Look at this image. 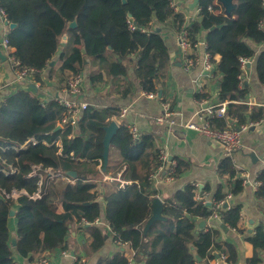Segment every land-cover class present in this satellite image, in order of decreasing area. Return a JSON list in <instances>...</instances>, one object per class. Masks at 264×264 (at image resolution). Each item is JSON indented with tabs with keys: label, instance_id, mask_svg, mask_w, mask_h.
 I'll return each mask as SVG.
<instances>
[{
	"label": "trees",
	"instance_id": "16d2710c",
	"mask_svg": "<svg viewBox=\"0 0 264 264\" xmlns=\"http://www.w3.org/2000/svg\"><path fill=\"white\" fill-rule=\"evenodd\" d=\"M236 3L230 18L223 14L216 0H199L195 18H186L174 10L172 0H125V4L122 0H0V11L8 23L15 24L6 33L11 56L19 68L35 71L34 81L43 84L41 75L48 69V80L57 83L59 89L67 87L70 78L65 73L80 75L85 63L81 50L85 49L89 64L100 70L98 79L104 75L112 91L121 97L135 91L128 73L130 67L141 91L159 92L156 79L144 72L142 64L154 57L153 49L167 52L160 31L156 32L159 27L168 25L177 35L185 31L193 50L204 33L205 52L213 65V74L220 76L217 104L226 103L225 115L210 118L209 124L215 130H225L264 118L262 107L251 108L246 115L235 113L237 103L246 96L245 89L239 87L242 59L255 57L257 79L264 83V51L257 55L248 44L264 42V0ZM74 20L77 27L67 28ZM54 58L56 68L50 65ZM206 97L203 92L195 94L197 100ZM63 112L56 99L43 102L22 90L0 101V264H18L14 251L29 262L45 258V253L65 251L70 222L87 224L91 250L101 248L105 233L94 225L102 209L95 187L103 175L116 179L119 173V180L129 184L121 188L119 181L104 183V217L113 240L135 252V262L198 264L197 259L211 261L223 254L225 264H237L236 246L219 241V229L197 228L198 221L216 214L227 230H237L241 205L233 204L231 199L228 206L224 203L228 196L242 192L245 181L231 158L223 156L217 166L226 186L219 185L210 193L208 185L199 189L194 183L187 184L164 200L162 215L166 220L154 222L144 235L143 226L151 217V202L157 196L152 175L163 166L154 135L143 133L133 139L127 127L120 124L104 163V127L110 123V110L89 106L75 128L56 130ZM31 138L38 143L22 148ZM57 141L59 146L55 145ZM172 161L174 179L189 168L186 160ZM33 166H41L40 185L38 177L29 176ZM47 169L61 174L73 171L76 178L71 179L73 183L60 178L51 180ZM134 170L139 183L131 182ZM255 181V198L264 202V169L257 173ZM13 191L25 193L13 198ZM220 202L223 204L216 207ZM11 210L16 219L14 248L10 244ZM246 240L253 247V256L246 263L264 264V224H258ZM128 261L129 257L120 250L112 257L100 258L96 264ZM73 264L86 263L76 258Z\"/></svg>",
	"mask_w": 264,
	"mask_h": 264
},
{
	"label": "crops",
	"instance_id": "0c3cea01",
	"mask_svg": "<svg viewBox=\"0 0 264 264\" xmlns=\"http://www.w3.org/2000/svg\"><path fill=\"white\" fill-rule=\"evenodd\" d=\"M191 1L172 0L176 6V11L184 14L186 18H189V16L195 18L197 10L193 13L188 11V4ZM4 20L0 14V41L8 31V26L4 24ZM159 30L167 47V52L163 53L153 49L154 57L142 61L144 72L156 79V85L159 89V92L156 93L157 98H147L144 92L138 88L131 67L128 73L134 84L135 91L126 97H121L116 91L113 92L111 83L106 80L104 75L100 80L98 79L97 75L100 70L89 64L88 52L85 49H82L84 50L82 54L85 58V63L80 73L82 84L78 98L95 109H109L110 122H114L117 126L120 124L126 127L134 126L139 131V134L154 135L156 147L165 152L168 158L171 157L172 160L179 158L189 162V168L180 177L166 182L163 179L165 169L168 168V164H166L162 170L163 173L159 174L157 179L153 181L154 188L157 191L156 197L163 203L166 198H169L187 184L194 183L198 187L208 185L210 193H212L219 185L226 186V180L220 177L217 172V166L223 158L220 144L182 126L183 123L194 120L196 113L203 109L206 104H217L218 80L220 76L210 74L203 69V59L206 54L205 34H201L199 42L194 48L199 61L198 65L191 70H186L178 52V35L168 25L159 27ZM65 40L63 39V42ZM248 44L255 50L257 55L264 51V42L261 44L249 42ZM52 62V66L56 68L58 66L56 58ZM47 72L48 69L41 75L43 84L34 81L33 78L17 80L11 69L10 62L7 59L5 61L0 60V101L3 97L12 94L16 90L28 92L43 102L55 100L58 97H67L64 93V88L59 89L57 83L47 79ZM65 75L69 76V78L72 77L68 72ZM243 80L246 96L243 103H237L235 113L242 112L246 115L251 108H264V83H259L257 79L255 57L246 64L243 71ZM32 85L34 88H32ZM199 92L206 94L205 100H197L195 98V94ZM160 98L163 101H167L174 111L172 120L175 121V124L172 126L167 123L159 124L156 122V118L163 114ZM122 109H127L128 111L121 120H117ZM114 111L117 113L112 114L111 112ZM106 121L108 120L106 119ZM233 127L235 126L233 125ZM240 137L241 147L231 157L235 169L245 181L242 192L231 198L233 204L241 205V215L237 222V230L223 232L220 229L222 224L217 218L198 221L197 228L201 230L198 225L204 222L203 228L219 229L221 234L218 240L236 246L237 264H247V259L253 256V247L246 240V237L253 232L258 224H264V202L256 199L254 195L256 175L260 170L264 169V119L260 125L242 131ZM119 174L116 179L113 178L114 181H118ZM106 177L110 176L103 175L102 180H98L95 187L99 194L98 202L102 209L101 216L94 225L101 228L105 233L104 245L95 251L91 250L87 224L82 225L70 222L68 224V248L65 251L56 250L45 253L44 257L49 264H73L76 258H80L86 264H96L100 258L112 257L120 250L124 251L129 258L131 257V251L127 250L126 246H120L116 243L113 240L112 233L107 228L102 193L104 191V183L113 181L106 180ZM139 181L136 170H134L131 182L139 183ZM207 197L210 199V194ZM58 212H62L60 204L58 205ZM9 230L11 234L16 232V219L14 217L9 222ZM63 252L66 254H63ZM13 258L18 264H34L36 262H29L27 259L19 257L15 251ZM35 259L37 260L36 256ZM134 264L138 263L134 262ZM200 264H211V261H203Z\"/></svg>",
	"mask_w": 264,
	"mask_h": 264
},
{
	"label": "built area",
	"instance_id": "2783aa9c",
	"mask_svg": "<svg viewBox=\"0 0 264 264\" xmlns=\"http://www.w3.org/2000/svg\"><path fill=\"white\" fill-rule=\"evenodd\" d=\"M172 7L174 10L176 9L175 4L172 2ZM209 10L211 9L210 7L208 8ZM1 16H3L2 12L0 11ZM131 28H133L130 25ZM178 52L180 59L182 61V64L186 70H191L195 68L199 61L198 58L193 50V48L190 45V42L187 37V33L184 31L178 35ZM0 51L6 56V59L10 62L11 64V69L13 71V74L17 80H27L33 78V75L35 71L33 69H26V68H19L18 67V62L11 56L12 48L9 46L6 35L2 38L0 41ZM241 75L239 77V87L241 89L245 88L244 85V80H243V71L245 69L246 64L249 62V59H242L241 61ZM203 69L206 70V72L213 74V65L210 62V57L206 53L203 59ZM81 84H82V78L81 75H75L70 77L67 87L64 88V93L67 95V97H58L56 99L57 103L64 108V112L62 113L61 117L57 120V126L60 128H65L67 126H71L75 128L77 126V123L79 122L82 112L89 107V105L85 102H82L79 100L78 95L80 94L81 91ZM144 95L147 98H157L156 93H144ZM161 100V98H160ZM162 102V108H163V114L160 117L156 118V122L159 124L167 123L169 125H174L175 121L172 120V116L174 114V111L171 109L170 104L167 101ZM238 103H243V101H240ZM127 109H122L120 110V113L117 117V120H121L125 114L127 113ZM226 113V103H220V104H215V105H209L206 104V107L203 109H200L196 115L194 120H189L186 123H183L182 126L185 129L195 131L204 137L217 142L220 144L222 148V154L225 157L231 158L237 150L241 147L240 143V134L242 131H245L249 129L250 127H255L258 126L262 123L263 119L255 122V123H247L243 124L239 128H227L225 130H215L211 128L209 124V119L210 118H215V117H222ZM119 123V122H118ZM120 124V123H119ZM129 133L131 134L133 139H137L139 137V131L137 128L134 126H129L127 127ZM38 142L34 139L31 138L29 139L23 146L22 148L26 147L28 144L35 145ZM42 143L45 144L44 141ZM59 141L55 143L56 146H59ZM159 159L161 160L163 166L159 168L155 174L152 175V180L155 181L157 177L159 176L160 172L164 169V165L168 164V168L165 169L163 179L166 182L172 181L174 178L172 176L173 173V166L175 162L169 161L168 156L165 152L159 151ZM100 166H98L99 168ZM41 170V166H33L32 172L29 176L32 177H38V185L41 184V174L39 173ZM2 172L6 175L8 174L7 170H2ZM10 172L13 173L14 170L10 167ZM45 172L48 174L49 178L55 179V178H60L65 182H71V177L67 176L66 174H61V173H53L50 169L45 170ZM106 180L108 181H114L113 178L106 177ZM120 187L122 188L123 186L127 185L128 182L120 181ZM257 182H254V186L256 187ZM197 186V185H196ZM198 187V186H197ZM24 191H13L11 196L13 198H17L20 194H24ZM35 198L39 197L38 193L34 194ZM197 200H200V196H196ZM231 199V196H228L226 199V203H224V206L230 203L228 200ZM223 202H220L217 204L216 207H219ZM211 218H218V215L214 214ZM97 222V220L95 221ZM107 228L109 229V226L107 224ZM110 231V229H109ZM119 244V243H118ZM120 246H124V244H119ZM63 254H66L63 252ZM131 257L129 258L128 264H134V256L135 252L131 251ZM226 256L225 255H218L215 259L211 260V264H224L225 263ZM34 264H49L48 260L46 258H41Z\"/></svg>",
	"mask_w": 264,
	"mask_h": 264
},
{
	"label": "water",
	"instance_id": "95a60500",
	"mask_svg": "<svg viewBox=\"0 0 264 264\" xmlns=\"http://www.w3.org/2000/svg\"><path fill=\"white\" fill-rule=\"evenodd\" d=\"M123 4H125V0H122ZM217 4H219L223 10V14L230 18L232 16L233 11L237 8V3L236 0H216ZM199 4V0H192L189 4H188V11L190 13H193ZM4 20V17H3ZM4 24L6 26H8L9 30H12L13 28H15V24L12 23H8L6 20H4ZM67 27L70 29H75L77 27V23L76 21H71L67 24ZM160 30L157 29L156 32H159ZM63 38L66 39V35H63ZM82 52H84V50H82ZM0 60L1 61H5L6 60V56L0 51ZM50 65H53V62L50 63ZM32 88H34V86L32 85ZM206 107V106H205ZM231 120H229V124H231ZM60 127H56V130H58ZM118 129V126L114 123V122H110V124H108V126L104 127L105 130V135L103 138V161L104 163L107 161V157H108V151H109V146H110V142L112 137L114 136V134L116 133ZM169 161H172V158H168ZM66 175L71 177L72 179L76 178V173L73 171H69L66 172ZM202 187H199V189H201ZM227 205H225L226 207ZM151 209H152V214L151 217L147 220V222L145 223V225L143 226V234L146 235L148 229L150 228V226L156 222V221H165L166 219L163 217L162 212H163V203L162 201L158 198L155 197L152 202H151ZM15 214V212L13 210L10 211L9 216L13 217ZM198 227L200 229H202L204 227V222H201ZM220 229L223 232H227V228L223 225L220 226ZM10 244L11 246L14 248L16 245V235L15 234H11V239H10ZM73 256V254H71ZM197 263L200 264L201 260L197 259Z\"/></svg>",
	"mask_w": 264,
	"mask_h": 264
}]
</instances>
